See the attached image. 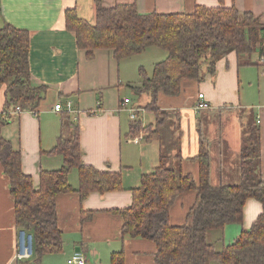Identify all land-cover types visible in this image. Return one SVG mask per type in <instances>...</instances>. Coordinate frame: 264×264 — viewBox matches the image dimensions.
Listing matches in <instances>:
<instances>
[{
    "label": "crops",
    "instance_id": "crops-1",
    "mask_svg": "<svg viewBox=\"0 0 264 264\" xmlns=\"http://www.w3.org/2000/svg\"><path fill=\"white\" fill-rule=\"evenodd\" d=\"M98 2L106 6L135 4L142 14L192 13L197 5H234L241 12H252L264 24V0H0V26L8 22L29 32L32 82L48 87L35 113L25 110L1 130L14 148L21 150L23 171L32 175L37 187L41 170L61 168L63 158L47 152L55 146L59 136L72 135L74 123L81 130L84 163L99 170L120 172L123 177L121 190L103 194L91 192L85 199L77 191L58 194V224L64 248L58 255L46 254L40 264H68L67 259L76 251L86 254L88 264H110L112 252L121 249L125 251L126 264H156L155 242L142 237L124 238L121 233L124 219L116 211L131 206L133 189L140 187L144 174L160 165L161 154L166 156L168 165L198 179L195 157L200 151L201 138L208 142L210 149L211 181L228 184L226 180L233 178V183L229 184H237L243 123L254 121L260 131V169L264 180V66L258 63L264 43L257 41L251 53L231 51L217 62L213 75L207 72L200 80L184 79L182 91L176 96L159 92L158 106L169 112L163 137L160 141L144 138L134 142L130 134V108H143L140 114L143 127L154 125L155 115L145 110L151 96L132 87L144 99L143 103H133L127 96L122 98L123 91L118 88L117 98L113 99L110 89L123 84L119 68L125 59L116 60L112 50L105 49L97 50L88 58L78 47L76 33L67 28V9H76L81 18L93 24ZM259 36L261 38L262 32ZM159 51L152 50L153 56L159 58L156 62L166 58V54ZM199 93L205 94L210 109L195 110ZM68 102L76 112H66ZM4 103L5 86L0 87V114ZM58 103L64 107L61 112L54 110ZM229 113L239 115L234 116V129H227L223 124ZM213 143L217 146L213 147ZM226 148L234 153V164L225 161ZM216 158L221 159L219 164L215 163ZM70 183L75 189L79 187L77 169L70 173ZM196 197L195 189L177 196L170 208L172 225L187 222ZM262 212L259 201L248 199L243 221L227 224L218 232L211 230L215 233L214 240L220 241L223 249L233 243L243 229L250 228ZM84 213L92 215L84 220ZM214 245L217 248L216 243ZM0 264H36L30 232L16 225L15 201L1 161Z\"/></svg>",
    "mask_w": 264,
    "mask_h": 264
},
{
    "label": "trees",
    "instance_id": "trees-1",
    "mask_svg": "<svg viewBox=\"0 0 264 264\" xmlns=\"http://www.w3.org/2000/svg\"><path fill=\"white\" fill-rule=\"evenodd\" d=\"M67 28L77 36V43L88 58L97 50H112L116 60L140 54L155 46L167 51L165 59L154 64L152 75L140 68V84L129 86L139 93H149L145 109L155 115V124L143 127L142 117L132 120V137L144 133L148 140H161L169 112L158 106V94L176 96L182 81L202 78L203 66L216 72L217 62L231 51L251 53L256 42L264 43V24L252 12L236 6L197 5L192 13L142 14L135 4L106 6L98 2L94 23L79 16L76 9L65 12ZM262 32L260 38L259 34ZM264 52V51H263ZM30 34L8 22L0 26V87L5 86L4 110L0 114V161L9 178L15 201L16 225L28 231L36 264L46 254L64 248L58 224L56 198L60 193L77 191L85 199L91 192L106 193L123 188L120 172L99 170L83 161L80 126L72 123L70 137L59 136L47 152L63 158L59 169L40 171L36 187L32 175L22 168V152L2 135V127L14 118L15 106L36 111L47 94L46 85H34L29 62ZM179 156V155H178ZM198 179L167 164L161 154L160 165L141 177L133 189L131 206L118 210L124 219L122 236L142 237L155 242L156 264H264V180L262 179L260 131L254 121L243 123L240 153V181L237 184L211 181V155L208 142L201 138ZM77 169L79 187L70 183V173ZM197 190L188 220L170 223V208L177 196ZM250 198L262 204L263 212L250 228L243 229L235 241L221 250L207 239L208 232L222 230L227 224L241 223L244 206ZM92 213L83 215L88 219ZM111 264H126L125 251L111 254Z\"/></svg>",
    "mask_w": 264,
    "mask_h": 264
},
{
    "label": "rangeland",
    "instance_id": "rangeland-1",
    "mask_svg": "<svg viewBox=\"0 0 264 264\" xmlns=\"http://www.w3.org/2000/svg\"><path fill=\"white\" fill-rule=\"evenodd\" d=\"M154 49L160 50L159 52H164L166 54V56H167V51L165 49H161V48H158V47H153V49H152L150 47V48L146 49L145 51H143L140 54H137V55H134L132 57L126 58L125 60L123 59L124 62L121 63V65H120L121 68H119V70H121V77H122L123 84L119 85V87L116 86V87L110 89V92L113 95V99L117 98V96H116L117 95V90H118V88H121V90L123 91L122 96H121L122 98L124 96H127L133 101V103L142 102L144 100L128 84L130 83L129 81H135V82H137V84L140 83V81L142 79L141 76H140V68L141 67H143L146 70L147 74L151 76L152 69L154 68V64L157 61V59H159V58H156V57L153 56L152 50H154ZM105 50L109 51V49H105ZM164 58H165V56H164ZM164 58H161V59H164ZM202 66H203L202 75H205L208 72L207 64L205 62H203ZM202 77H204V76H202ZM132 85H135V84H132ZM231 112H234V111H231ZM234 116L236 118L239 115H238V113L237 114L229 113L228 116H226V122L223 121V124H224L225 128H227V129L230 128V127H232V129L235 128L236 120L234 121ZM142 121H143V118H142ZM217 123H218V121H217ZM227 144H228V141L226 142L225 145H227ZM212 146L215 147L217 145L215 143H213ZM225 153H226L225 161L228 164H230V163L234 164V153L232 151L228 150V148L225 149ZM217 157H219V156H217ZM219 160H221V159L216 158L215 159V163L219 164L218 163ZM236 160H237V158H236ZM238 162H239V157H238V160H237V164H238ZM232 179L233 178H231V180H226V181H228V183H233V182H231V181H233ZM215 181H217L216 177H215ZM216 183H219V182H216ZM214 230H215L214 232H218V229H214ZM214 237H215V233H213L212 231H209L208 235H207L208 241L212 242V243H216V247H217L216 249L217 250H221L222 249L221 248L222 244H220V241H215ZM24 252H26L25 249L23 250V253ZM60 253H57L56 255H58ZM110 264H111V258H110Z\"/></svg>",
    "mask_w": 264,
    "mask_h": 264
},
{
    "label": "built area",
    "instance_id": "built-area-1",
    "mask_svg": "<svg viewBox=\"0 0 264 264\" xmlns=\"http://www.w3.org/2000/svg\"><path fill=\"white\" fill-rule=\"evenodd\" d=\"M258 63L264 66V53L263 52H261V54L258 58ZM125 102H128V99H126ZM210 108H211V104L208 100L205 99V94L199 93L198 94V100L195 103V110L201 111V110H206V109H210ZM63 109H64V107L61 103L56 104L55 108H54V110L57 112H61V111H63ZM23 111H25V110L22 109V107L20 105H17L13 109L12 114L14 116H18ZM32 112L35 113V111H32ZM66 112L67 113L76 112L73 109L71 102H68V104L66 106ZM142 112H143V108H141V107L130 108V115H131L132 120L137 119L138 115L141 114ZM144 138H145L144 133H141L137 136L131 137V140L134 142H139V141L143 140ZM67 263L68 264H88V258L83 251H76L73 255H71L67 259Z\"/></svg>",
    "mask_w": 264,
    "mask_h": 264
}]
</instances>
